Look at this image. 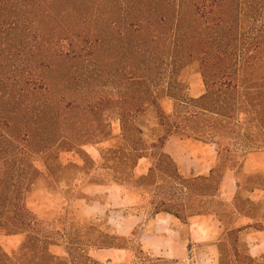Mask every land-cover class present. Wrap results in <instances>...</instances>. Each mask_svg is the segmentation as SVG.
<instances>
[{
	"label": "trees",
	"instance_id": "trees-1",
	"mask_svg": "<svg viewBox=\"0 0 264 264\" xmlns=\"http://www.w3.org/2000/svg\"><path fill=\"white\" fill-rule=\"evenodd\" d=\"M194 60L204 84L199 98L178 78ZM166 99L174 104L170 114ZM150 110L162 135L138 149ZM252 115L264 125V0H0V238L23 236L12 253L0 242V264H102L89 247L117 245L71 233L67 257L57 256L60 233L29 201L46 178L35 156L54 180L64 169L62 154L78 153L96 167L85 148L110 141L116 145L100 151L102 165L107 153L125 147L133 165L156 149L172 161L163 153L172 137L222 147L209 176L197 180L218 189L225 173L237 170L243 179L235 209L263 228L264 204L242 195L264 189L247 186L264 173L241 172L245 158L263 150L240 153L236 145L241 117L249 123ZM112 119L121 123L119 136ZM241 232L228 233L220 264L259 263L239 251Z\"/></svg>",
	"mask_w": 264,
	"mask_h": 264
},
{
	"label": "rangeland",
	"instance_id": "rangeland-1",
	"mask_svg": "<svg viewBox=\"0 0 264 264\" xmlns=\"http://www.w3.org/2000/svg\"><path fill=\"white\" fill-rule=\"evenodd\" d=\"M251 27V24H244V30L249 31ZM178 78L183 85L187 86L190 95H193V89L199 85L203 90L201 62L194 60L183 66L179 70ZM173 105L170 99H166L163 103L168 113L173 111ZM255 116H251L249 123H244L245 116L241 117L243 127L237 133L241 142L236 144L240 153L250 150L251 147L264 151V125L256 120ZM112 123L115 135L119 136L120 121L112 119ZM140 125L145 134L144 140L138 143V149L148 148L162 135L156 114L152 110L147 112ZM115 145L116 141H110L96 147L85 148L91 159L100 163L98 167H89L92 166L90 160L78 153L62 154L64 169L58 172L54 180L49 176L42 158L39 156L33 158L35 166L46 175V178L38 181V193L36 192L33 199H30L29 207L45 220L50 229L60 233L61 246L52 249L55 254L67 257L65 247L72 233V238L75 237L78 240L90 236L98 243L107 240L122 247H128L130 243V250L127 252L107 251L100 255H103V259H113L115 264H138L151 258L141 248V243H146L150 237L149 234L153 233L154 213L169 209L180 211L185 204L193 213L223 209L216 198L217 185L214 182H205L196 178L192 180L193 176L187 174L183 167H177L164 156L159 159L161 155L159 149L153 152V157H150L152 154L150 150L149 158L141 161L140 166L138 163L139 168L135 175L137 177L148 175L143 178L135 179L136 165H133V153L126 152L128 147L119 152L107 153L106 162L102 165L100 151H107ZM243 145L244 148H242ZM218 149L222 147L219 146ZM258 159L254 158L247 169L257 167L261 162ZM151 167L152 170L149 173ZM52 182L55 187L50 186ZM117 182L126 186H121ZM252 184L264 186V178L257 177L248 182L247 186ZM246 196L247 193H244L242 198L245 199ZM224 197L226 200L231 198L227 192ZM109 220L111 225L106 226ZM136 225L141 227L136 234L139 236L137 238L132 235V229ZM201 232L206 233V230L201 228ZM116 234L125 235L130 242L124 239L119 242L110 237ZM185 237L187 238L188 235L185 234ZM22 241L21 236L0 238L2 246L9 253L14 252ZM238 249L242 254L245 253L242 242ZM182 262L184 264L185 260ZM258 264H264V259Z\"/></svg>",
	"mask_w": 264,
	"mask_h": 264
},
{
	"label": "crops",
	"instance_id": "crops-1",
	"mask_svg": "<svg viewBox=\"0 0 264 264\" xmlns=\"http://www.w3.org/2000/svg\"><path fill=\"white\" fill-rule=\"evenodd\" d=\"M195 88L191 96L199 98L204 93V87L203 90L200 85ZM163 153L169 156L177 167H183L187 174L197 179L209 176L210 172L215 168L219 149L216 144L203 143L186 137H172L166 142ZM254 158H259L258 160H261L260 164L252 169H247ZM146 159H140L138 162L139 166L140 162ZM94 162L96 167H98L100 163ZM138 163L134 168L135 179L148 176L137 177L135 175L139 168ZM151 170L152 167L149 169V173ZM241 172L246 176L264 173V151L249 154L243 161ZM117 183L121 186H126V184ZM240 183L241 178L237 170H230L225 173L217 189L216 197L223 209H212L205 213H193L185 204L180 211L154 213L153 233L149 234L150 237L146 243H141V248L151 258L138 264L145 262L148 264H183L182 261L184 260V264H220L222 257L221 244L227 240L228 233L234 230H242V246L249 256L256 261L264 259V224H262L263 228H257L261 224L259 220L242 215L235 209ZM47 192L49 193V191ZM226 192L231 196L229 200L224 199ZM245 199H249L255 204H264V189L252 190ZM221 212L226 213L228 218L223 220L220 216L222 215ZM107 225H111V220L108 221ZM201 228L205 229L206 233H202ZM140 229V225H136L132 229V235L136 238L139 237L136 234ZM185 234L188 235L187 238ZM110 237L117 238L116 240L119 242L123 239L130 242L125 235L116 234L110 235ZM59 246L61 245L59 244ZM129 250L130 243L128 247L119 245L116 248L94 244L89 247L88 255L91 259L102 264H115L113 259H103V255L100 254L107 251L127 252Z\"/></svg>",
	"mask_w": 264,
	"mask_h": 264
}]
</instances>
